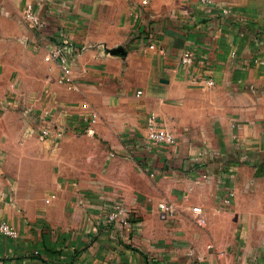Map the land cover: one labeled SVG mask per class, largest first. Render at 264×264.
I'll list each match as a JSON object with an SVG mask.
<instances>
[{"label": "crops", "instance_id": "0c3cea01", "mask_svg": "<svg viewBox=\"0 0 264 264\" xmlns=\"http://www.w3.org/2000/svg\"><path fill=\"white\" fill-rule=\"evenodd\" d=\"M25 1L0 0V26ZM29 1L80 52L72 88L45 104L66 130L0 146V224L18 233L0 232V264H264V0H147L154 48L134 38L141 0ZM41 69L26 85H61L55 64ZM151 113L171 147L143 144ZM90 114L88 132L69 130ZM130 143L143 175H169L166 220L157 201L128 205L114 178ZM115 207L126 225L108 219Z\"/></svg>", "mask_w": 264, "mask_h": 264}, {"label": "rangeland", "instance_id": "374dc122", "mask_svg": "<svg viewBox=\"0 0 264 264\" xmlns=\"http://www.w3.org/2000/svg\"><path fill=\"white\" fill-rule=\"evenodd\" d=\"M28 1L23 3L22 10ZM22 10L19 13H9L15 20L0 26V146L3 147L13 145L15 134L18 146L38 140L37 133L43 120L48 118L54 122L45 110L46 102L55 99L66 88L64 85H26L32 77L36 78L42 72L43 61L34 47L32 35H28L30 30L21 21ZM80 125L68 128L72 130ZM131 145L132 153L128 157L120 154H114L113 157L115 163L122 165V169H115L114 178L129 182L130 203L127 204L133 206L139 198L141 203L149 207L153 201L160 203L167 200L170 189L165 185V178L169 179L168 173L161 171L158 178L155 172L146 171V175H143L135 165L139 163L133 156L139 146L136 147L134 143H130ZM140 150L144 151L142 148ZM104 158L103 155V160ZM141 160L145 161L146 158ZM127 162L130 166L127 164L128 167L125 168L123 164ZM180 174L185 176L183 171Z\"/></svg>", "mask_w": 264, "mask_h": 264}, {"label": "built area", "instance_id": "2783aa9c", "mask_svg": "<svg viewBox=\"0 0 264 264\" xmlns=\"http://www.w3.org/2000/svg\"><path fill=\"white\" fill-rule=\"evenodd\" d=\"M204 3L212 4L213 0H201ZM147 0H141L140 7L135 15V26L133 27L134 38L142 39L148 42L150 48H154V44L150 41L152 34L153 18L149 15L147 9ZM226 10H222L225 13ZM22 23L31 31L32 42L34 47L42 52V59L46 63H53L58 67L57 81L59 84L67 88L73 86L72 67L76 56L80 52V47L69 40L62 29L52 28L47 21L39 13L36 4L32 1L26 2L21 14ZM193 54L190 50H184L181 55L183 64L191 63ZM212 84V81H208ZM97 114H90L84 119L78 127H73V131L88 132L97 122ZM66 128L58 126L50 119H44L40 125L37 137L41 141L51 138L53 135L60 136ZM175 143L174 136L165 130L159 129L157 119L154 113H151L146 123V134L143 144L160 145L171 147ZM142 144V145H143ZM232 193H229L222 201L223 205L230 203ZM160 219L166 220L174 213V207L169 201H161L158 204ZM195 216V223L198 227H204L206 220L202 215V209L199 206L191 208ZM128 211L122 207H115L108 215L110 221H119L122 225L127 224ZM0 232L8 238H16L18 233L15 228L7 223L0 224ZM207 248H213L212 245H207ZM216 254H223V251H216ZM42 264H60V263H42Z\"/></svg>", "mask_w": 264, "mask_h": 264}]
</instances>
